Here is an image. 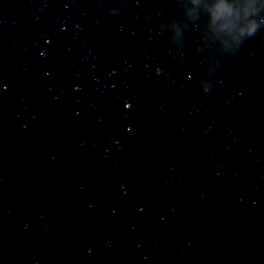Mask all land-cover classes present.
I'll use <instances>...</instances> for the list:
<instances>
[{
	"label": "water",
	"instance_id": "water-1",
	"mask_svg": "<svg viewBox=\"0 0 264 264\" xmlns=\"http://www.w3.org/2000/svg\"><path fill=\"white\" fill-rule=\"evenodd\" d=\"M216 2L0 0V264H264V10Z\"/></svg>",
	"mask_w": 264,
	"mask_h": 264
},
{
	"label": "clouds",
	"instance_id": "clouds-1",
	"mask_svg": "<svg viewBox=\"0 0 264 264\" xmlns=\"http://www.w3.org/2000/svg\"><path fill=\"white\" fill-rule=\"evenodd\" d=\"M206 7L213 10L212 23L217 24L218 30L224 33L222 42L226 48L233 44L242 45L261 27L254 17L264 10V0H218ZM212 87V82L207 80L203 91L207 93Z\"/></svg>",
	"mask_w": 264,
	"mask_h": 264
}]
</instances>
